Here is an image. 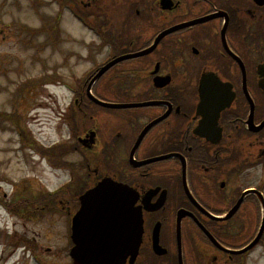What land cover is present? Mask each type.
<instances>
[{"label": "flooded vegetation", "instance_id": "af4514ba", "mask_svg": "<svg viewBox=\"0 0 264 264\" xmlns=\"http://www.w3.org/2000/svg\"><path fill=\"white\" fill-rule=\"evenodd\" d=\"M73 2L109 66L87 70L73 92L78 136L93 141L78 138L84 161L68 184L28 179L2 192L0 264L104 253L88 247L117 238V226L104 209L80 212L105 179L130 190L119 198L142 221L121 264H264V0ZM103 80L127 97L111 103L157 104L100 107L88 92Z\"/></svg>", "mask_w": 264, "mask_h": 264}, {"label": "rangeland", "instance_id": "374dc122", "mask_svg": "<svg viewBox=\"0 0 264 264\" xmlns=\"http://www.w3.org/2000/svg\"><path fill=\"white\" fill-rule=\"evenodd\" d=\"M73 6V0H0V195L20 180L68 184L84 161L73 149L82 130L73 92L106 55ZM104 80L95 88L100 98H127Z\"/></svg>", "mask_w": 264, "mask_h": 264}, {"label": "water", "instance_id": "95a60500", "mask_svg": "<svg viewBox=\"0 0 264 264\" xmlns=\"http://www.w3.org/2000/svg\"><path fill=\"white\" fill-rule=\"evenodd\" d=\"M104 71L105 69L102 70L97 77H99ZM92 84L93 83H91L89 87L88 95L93 102L103 107L120 109L126 107L133 108V107H143V106H151L157 104V102L133 103L127 105L108 103L97 98L90 91ZM262 125H264V123ZM146 132L147 130H144L143 133L140 135L135 147H138ZM93 137L94 134H92L91 137L88 139H84L83 137L80 138L79 140L84 144V142L86 141L87 142L93 141ZM150 161H154V160H150ZM99 186H105V187H98L90 191V193L86 196V199L83 202V207H82V211L80 212V217H84V216L93 217L95 215V209L97 208L104 209L105 214L107 216H110L113 224L117 226L116 233L119 236H117V238H111L108 236L105 239L106 242L105 245L88 247L89 249H97V250L102 249L104 253L79 255L76 257V259L79 264H121L122 259H124V257L126 256L123 255L121 252L122 247L123 249L125 248L129 249L131 252L138 250V247L140 245V238H141V225H142L141 216L138 218H135L133 216L131 210L132 208L131 201H128L127 205L121 203L119 196L124 195L125 192L130 194V190L126 189L125 185L111 181L110 179H105L99 183ZM110 209H116L117 213ZM110 213H116V215H112ZM263 225H264V221H263ZM120 229L122 230L124 229L126 231V235L122 236V238H120V233H121ZM138 231H139V236L136 237ZM258 237L259 235L251 245H249L247 248L239 252H243L251 248L255 243H257Z\"/></svg>", "mask_w": 264, "mask_h": 264}, {"label": "bare ground", "instance_id": "6f19581e", "mask_svg": "<svg viewBox=\"0 0 264 264\" xmlns=\"http://www.w3.org/2000/svg\"><path fill=\"white\" fill-rule=\"evenodd\" d=\"M35 125V122H32Z\"/></svg>", "mask_w": 264, "mask_h": 264}]
</instances>
